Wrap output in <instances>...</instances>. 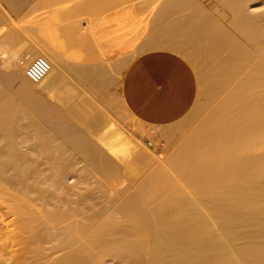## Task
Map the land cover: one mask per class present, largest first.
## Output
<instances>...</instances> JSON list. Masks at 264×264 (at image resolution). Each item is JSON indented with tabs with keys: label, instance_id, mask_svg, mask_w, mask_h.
<instances>
[{
	"label": "bare ground",
	"instance_id": "6f19581e",
	"mask_svg": "<svg viewBox=\"0 0 264 264\" xmlns=\"http://www.w3.org/2000/svg\"><path fill=\"white\" fill-rule=\"evenodd\" d=\"M217 1L216 15L201 0H38L23 21L56 59L42 54L51 66L38 82L23 70L41 53L18 34L5 35L0 87H18L13 94L0 88V198L11 199L26 242L18 264H99L102 254L127 264H264V14L248 11L254 0ZM206 39L231 50L204 83L205 103L168 126L140 121L149 143L122 135L112 114L124 120L131 113L113 89L118 74L155 49L196 65L192 48ZM17 103L29 113L27 124L14 122ZM153 144L169 154L154 159ZM79 165L81 174L101 176L88 177L101 193L124 174L140 180L133 187L131 179L120 200L114 196L119 202L106 217L110 204L85 208L64 197ZM52 199L63 204L48 208Z\"/></svg>",
	"mask_w": 264,
	"mask_h": 264
},
{
	"label": "rangeland",
	"instance_id": "374dc122",
	"mask_svg": "<svg viewBox=\"0 0 264 264\" xmlns=\"http://www.w3.org/2000/svg\"><path fill=\"white\" fill-rule=\"evenodd\" d=\"M3 2H0V4L2 5H0V12H1V14L2 15H5V16H3V17H5L6 18V20H8V22H6V21H4L7 25H6V28L4 29V30H2V31H0V47L3 45V43L7 40V38L8 37H5V35L7 36V34H9L8 36L9 37H11V35L13 34V36L15 35V36H17V34L19 35L18 37L20 38V39H22L25 43H26V41H27V43H29V45L31 46V43L34 45V50H35V53L37 54V52L36 51H38V53H41V54H37V56H39V55H41V56H43V55H46V56H49V57H51V59L54 57V60H56L55 59V55L53 56V54L54 53H51V52H49L50 50H48L47 49V45L46 46H43L44 45V43L42 42V41H40L39 42V40H38V38L35 36V35H31V34H33V33H31L25 26H26V21L24 20L23 21V19L24 18H26L25 17V15L28 17V15L30 14L29 13V11H31L32 10V7L36 4V2L38 1V0H27V2L25 1V2H23V3H21L20 2V0H2ZM202 1V3L206 6V8L207 9H209L213 14H216L217 15V13H219L220 11H218L219 9L218 8H220V5H219V3H218V1L216 2V0H212V1H208V0H201ZM206 1V2H205ZM208 1V2H207ZM29 2V4H27ZM215 2V3H214ZM11 3V4H10ZM38 3V2H37ZM212 3H213V6H212ZM218 3V4H217ZM20 4V5H19ZM21 4L22 5H24V6H21ZM17 5V6H16ZM26 5V6H25ZM209 5V6H208ZM210 5H211V8H210ZM216 5H219V6H216ZM12 6L14 7V8H16V7H18V8H16V10L14 9V8H12ZM16 6V7H15ZM36 6V5H35ZM19 7H23L22 9L21 8H19ZM214 7L216 8V7H218L217 9H214ZM34 8V7H33ZM213 8V9H212ZM3 9V10H2ZM2 10V11H1ZM34 10V9H33ZM215 10V11H214ZM216 11H218L217 13H216ZM248 11L249 12H251V13H253V15H255V14H260V15H263L264 14V0H254V1H251V2H249L248 3ZM2 12H4V13H2ZM12 12L15 14L13 17H11V14H12ZM32 12V11H31ZM6 13V14H5ZM27 13H29L28 15H27ZM187 13V11H185L184 12V14L182 15V17L183 16H185V14ZM0 14V15H1ZM1 19H2V17H1ZM4 19V18H3ZM2 19V20H3ZM27 19V18H26ZM228 19V20H227ZM226 19V21L228 22V21H230V19L229 18H227ZM12 22H14V23H12ZM24 22L26 23V24H24ZM5 23H3L4 25H5ZM15 32H16V34H15ZM1 33H3V35L1 34ZM26 43V44H27ZM43 44V45H42ZM32 45V46H33ZM24 46V45H23ZM46 47V48H45ZM2 48H3V46H2ZM20 48V47H19ZM25 48H27V46L25 45ZM25 48H22L23 49V53L21 52L22 51V49H19L18 50V52H20V56L21 57H23L24 56V52L26 51V49ZM24 49H25V51H24ZM193 49V51H195L196 53H198L197 55V58H198V61H197V63H196V65H193L188 59V61L191 63V65H192V67H193V69H194V71H195V73H196V75H197V78H198V82H199V86H198V93H197V98H196V101L195 102H199V104L200 105H203L204 103H205V100H204V96H203V94H202V92H203V90L205 89V84H206V81H207V78L209 77L208 75L210 74V75H212V74H214L215 72H217V71H219V68L221 69V67H223V61H228L229 60V58H230V55H229V51L231 50V49H229V50H227V49H222V48H216V49H213V47H212V44H211V41L210 40H208V39H206V40H204L201 44H199V45H197L196 47H194V48H192ZM3 50V51H2ZM1 50V48H0V51H2V52H4V49H2ZM215 52L216 54H220L221 55V58H222V60H220V62H217V63H214L213 62V60H212V58H211V56L209 55L210 53H212V52ZM148 52V51H147ZM213 52V53H214ZM145 53V52H144ZM43 54V55H42ZM143 54V53H142ZM17 55H18V53H17ZM18 55V56H19ZM15 56V55H14ZM19 56V57H20ZM139 56V55H138ZM137 56V57H138ZM210 58H209V57ZM0 57H2V56H0ZM16 57V56H15ZM137 57H135V59L137 58ZM206 57V58H205ZM203 58V59H202ZM135 59H133L132 60V62L135 60ZM53 60V59H52ZM204 60V61H203ZM209 60V61H208ZM221 61H222V65L221 64H218V63H221ZM131 63V62H130ZM131 65V64H130ZM130 65H128V68H129V66ZM196 67V68H195ZM217 67V68H216ZM128 68H126L125 70H123V71H125V72H123L122 71V73H123V75L120 73V74H118L120 77H118L117 78V83H115V85H116V87L115 86H113V89H114V91H116L117 93H119L122 97H123V87H124V77H125V73H126V71H127V69ZM216 69H218V70H216ZM213 70H215V71H213ZM212 72V73H211ZM23 73H26V69L25 70H23ZM117 75V76H118ZM123 78V79H122ZM120 80H121V82H120ZM205 83V84H204ZM0 84H2V83H0ZM15 85V86H14ZM14 87V88H13ZM18 87V85H17V83H14L13 85H12V87H5V85H4V87H3V85H2V87H0L2 90L4 89V90H6L7 92L9 91L10 92V94H13L14 93V91H16V89L15 88H17ZM115 87V88H114ZM7 88H9V89H7ZM83 88L85 89V91H88L87 92V94H89L90 96H94L95 97V92L94 91H92L91 89H88L87 87H85V86H83ZM10 89H15V90H10ZM83 89V90H84ZM39 91H40V88L38 89ZM39 91H37V93L39 94V95H41L42 96V98L43 99H45V97H46V99L47 100H50V101H53V99H50V95H48V93H46V92H43L42 90L40 91L41 93H43V95L39 92ZM13 92V93H12ZM225 92L227 93V90H225V91H223V93H222V97H224V95H225ZM17 98V100L16 101H18V100H20L21 101V97L18 99V97H16ZM124 99V98H123ZM46 100V101H47ZM20 101L18 102V103H20ZM50 101H48V103H50ZM204 103H203V102ZM17 103V104H18ZM24 102H23V99H22V101H21V105H23V106H25L24 104H23ZM52 103V102H51ZM20 104H18V105H20ZM19 106V108L21 107L22 108V111H24L23 109L25 108L27 111H24L25 113H27L28 112V109L26 108V106L23 108V106ZM101 105V104H100ZM21 110V109H20ZM23 112V113H24ZM131 113V112H130ZM28 116H29V113L27 114ZM113 115V117L116 119V123H117V126L121 129V132H122V135H124L125 137H127V138H132L134 135V137H140V138H142L146 143H149V142H151V139L148 137V136H145L141 131L143 130V129H145V126L143 125V124H141L140 123V121L134 116V115H132V113H131V115H125V119L123 120V119H118V117L116 116H114V114H112ZM31 116H33V114H31ZM136 119V120H135ZM122 120V121H121ZM27 121H29L28 119H21L20 121H18L20 124H18L19 126L20 125H24V124H27ZM41 122H44V121H41ZM194 122V121H193ZM46 123V124H45ZM43 124V123H42ZM46 128H48V125H47V122H44V124H43ZM47 125V126H46ZM144 131V130H143ZM137 135V136H136ZM178 136H180L179 134H177L176 135V137H178ZM156 138H158L157 137V135H156V137H155V139ZM58 140H60L59 138H58ZM154 144H155V142H154ZM150 145V147L152 148V150H153V157H154V159H158V160H160L161 159V157H163L162 159H164V157L167 155V154H169V152H170V150H163V146H162V144H156V145ZM26 150V149H25ZM32 156H33V154H32ZM41 159V161L40 162H42V164H43V167H44V164H46V162H44L46 159H44V158H39V160ZM157 160V161H158ZM81 165H82V163H81ZM81 165H79V170H80V172H77L76 174H73L72 176H70V177H68V182H66L67 184H68V188H67V190H66V192H68V193H65V198H68V200H73V199H75V202H73L74 204V206L75 205H80L79 204V202L81 203H83V205L82 206H84L85 208L86 207H88V206H90L91 205V203L93 204V203H95L93 206H94V208L96 209V207L97 208H99V207H103V205H104V207H106L107 206V208L109 207L108 206V204H110L111 206L108 208V209H106L105 211H106V213H105V211H104V213H102V214H104L106 217L107 216H109L112 212H113V210H115V205L117 204V202H119V200L122 198V197H120V196H123L124 197V195H125V193L127 194L128 192H129V189H130V187L132 188V186L134 187L135 186V184H137L138 182H139V180H140V178H138V179H133V178H130L129 176L126 178L125 176H126V174H124V175H122V176H120V177H118V179L116 178L115 180L116 181H113L109 186H108V189L106 188V189H104V192L105 193H107L106 195H105V193H101V190H97L96 188H95V185H94V182H95V179L97 180H101V179H99V178H101V176L99 175V174H96V173H93V174H95L96 176L98 175L99 176V178H95V179H93L94 178V175L92 176L91 174H90V176H89V174H84L85 176H83V174H81ZM42 170V169H41ZM95 176V177H96ZM88 177H91V179L92 180H94V182L90 179V178H88ZM131 179H133V180H131ZM123 180H125V181H123ZM128 180V181H127ZM131 180V182H133V185L131 186V183H130V186H127V185H129V181ZM138 181V182H137ZM176 183H177V185H178V183H180L181 182V180L180 179H176ZM114 182H116V183H114ZM118 182V183H117ZM136 182V183H135ZM180 184H182L183 186H186V185H184V183L182 182V183H180ZM179 184V186L180 187H182L181 185ZM90 185V186H89ZM112 185H114V186H112ZM127 187V191H125L124 192V190H125V188L124 187ZM90 187H93V189L92 190H90L91 188ZM111 187H113L112 189H111ZM187 187V186H186ZM183 188V191L184 192H187L188 193V190H189V192L190 191H192V189H187V191H186V189L184 188V187H182ZM181 188V189H182ZM53 189H55L54 187H53ZM111 189V190H110ZM185 189V190H184ZM123 190V191H122ZM120 191H122V194H119L118 192H120ZM92 192V193H91ZM102 192H103V190H102ZM124 193V194H123ZM190 193H192V192H190ZM189 193V197L191 198V197H195V196H197V194H196V192L193 190V193H195V194H190ZM92 194V195H91ZM102 194V195H101ZM110 194V195H109ZM186 194V193H185ZM101 197H100V196ZM117 195H119V200H117V198H115L116 199V201L115 200H113V198H114V196H117ZM187 195V194H186ZM37 196H35L34 194H32V196H29V198H31V201L33 202V203H36V204H38L39 203V200H38V198H36ZM99 197L101 198V200L99 199ZM107 197V198H106ZM188 197V198H189ZM113 200H111V199ZM7 198H0V264H14V262L13 261H16V259L18 260L17 262H15V264H18V262L20 261V260H22L23 258V253L25 254V250H26V248H25V240L24 239H22V236H23V234H22V232L20 231V228H19V226H18V224H15L14 223V218L16 217L15 215H13L12 214V207L11 206H13V205H11L10 203L12 202L11 201V199H9L8 198V200H6ZM53 199H56V198H53ZM52 199V202L53 203H50L49 205H48V208H52V206L53 205H55L56 206V203H57V205H59V204H63V202L62 201H59V200H53ZM80 201H79V200ZM103 200V201H102ZM109 200H111L112 202L111 203H109ZM11 201V202H10ZM79 201V202H78ZM87 201V202H86ZM88 201H90V202H88ZM97 202V203H96ZM116 202V203H115ZM86 205H88V206H86ZM96 205V206H95ZM54 207V206H53ZM93 208V207H92ZM111 208H114L113 210L111 209ZM108 210V211H107ZM111 210H112V212H111ZM107 212H110L109 214L107 213ZM104 215H102L101 217L102 218H105L104 217ZM216 227V230H217V226H215ZM215 227H213V229L215 228ZM215 230V229H214ZM239 243V244H238ZM237 244H238V246H237ZM236 246H237V249L238 248H240V247H242L243 245H242V243L239 241V242H236ZM112 254H108V255H103L102 254V257H103V259L101 260L100 259V262L101 263H99V264H127V263H125L123 260H121V259H119V257H115V256H112ZM101 257V258H102ZM104 257H110L109 259H105ZM147 258H148V256H147ZM106 260V261H105ZM135 264H144L143 262H141V261H139V262H137V263H135Z\"/></svg>",
	"mask_w": 264,
	"mask_h": 264
},
{
	"label": "crops",
	"instance_id": "0c3cea01",
	"mask_svg": "<svg viewBox=\"0 0 264 264\" xmlns=\"http://www.w3.org/2000/svg\"><path fill=\"white\" fill-rule=\"evenodd\" d=\"M14 15L12 12L11 17ZM198 86L197 75L184 56L155 49L140 54L127 69L123 101L139 121L153 127L168 126L191 111Z\"/></svg>",
	"mask_w": 264,
	"mask_h": 264
},
{
	"label": "built area",
	"instance_id": "2783aa9c",
	"mask_svg": "<svg viewBox=\"0 0 264 264\" xmlns=\"http://www.w3.org/2000/svg\"><path fill=\"white\" fill-rule=\"evenodd\" d=\"M50 61L44 56L36 57L27 67L26 74L33 82H38L49 71Z\"/></svg>",
	"mask_w": 264,
	"mask_h": 264
},
{
	"label": "water",
	"instance_id": "95a60500",
	"mask_svg": "<svg viewBox=\"0 0 264 264\" xmlns=\"http://www.w3.org/2000/svg\"><path fill=\"white\" fill-rule=\"evenodd\" d=\"M23 118L30 120V116H28L27 114H24L22 110H19V112L17 113V117L15 118L14 122L18 125L19 124L18 121L23 119ZM34 118H35V120L38 119L39 121L46 122L45 120H43L42 118H40L38 116H34Z\"/></svg>",
	"mask_w": 264,
	"mask_h": 264
}]
</instances>
